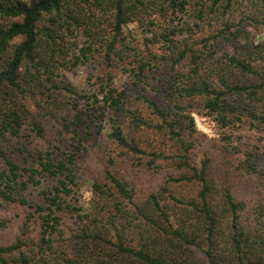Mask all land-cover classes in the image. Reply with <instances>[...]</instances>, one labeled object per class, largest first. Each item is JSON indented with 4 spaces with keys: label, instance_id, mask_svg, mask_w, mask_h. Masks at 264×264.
Masks as SVG:
<instances>
[{
    "label": "trees",
    "instance_id": "trees-1",
    "mask_svg": "<svg viewBox=\"0 0 264 264\" xmlns=\"http://www.w3.org/2000/svg\"><path fill=\"white\" fill-rule=\"evenodd\" d=\"M98 16L110 33L93 32ZM132 21L145 28L143 47L122 36ZM258 26L264 0H0V205L27 211L16 231L0 219L11 235L0 264H264ZM81 28V46H66L64 32ZM103 45L105 63L124 64V78L77 89L64 70L73 59L101 65L94 54ZM193 112L260 135L237 150L233 179L216 178L208 156L193 161ZM53 115L69 147L31 151ZM143 130L147 145L134 136ZM95 140L106 145L98 161L86 158ZM83 185L92 193L86 210Z\"/></svg>",
    "mask_w": 264,
    "mask_h": 264
},
{
    "label": "rangeland",
    "instance_id": "rangeland-1",
    "mask_svg": "<svg viewBox=\"0 0 264 264\" xmlns=\"http://www.w3.org/2000/svg\"><path fill=\"white\" fill-rule=\"evenodd\" d=\"M94 12H96V14L98 13L97 10H94ZM106 19L100 20L98 16L96 17V20L90 22L94 23L95 26L93 32L98 31L99 34L110 33V29L108 28ZM155 20L156 25H161L163 23V19ZM156 29L157 26L152 28L153 31H155ZM83 30L84 29L81 28L80 32H78V30L77 32H72L71 29V33L69 32L70 34L64 32V40L62 41L66 46H68L69 44H77L78 47H80L85 38L83 37ZM144 30L145 28H143V25H141L138 21H132L122 28V36H124V38L129 41L131 45L135 44L139 47H143V36L147 34L146 32H143ZM204 32L209 33V28ZM253 33L256 41L264 39L263 26L254 28ZM74 36H76L75 40ZM127 45L125 43H121V41L119 45L118 40H116L114 44L115 47L125 46V48H127ZM98 47V54L95 53L94 55L101 63V65H97L96 63L84 65L73 59V65H70L69 63V67L64 70L66 79L70 83L75 85L77 89L93 87L98 83L102 76L107 77L108 74L113 75L114 78H124V75H122V72L120 70V67L124 64L116 66L107 65L102 57L105 45H103L102 47ZM152 47L153 50H157L158 52L160 51L159 45ZM128 62H130V59H126L124 61V63L127 64ZM117 63H120V61H117ZM150 92L151 94L155 93L153 89H151ZM65 112L69 120H72L73 111L67 110ZM192 116L194 118L195 127L197 130L196 145L195 149L192 152L193 161L197 162L204 155L208 156L211 160L210 170L216 178H218L219 180L233 179L235 176V172H237V158L241 154L237 152V150H245L247 148V145L252 143V141L258 138L260 135L255 130H251L246 126L244 127V125L233 128H223L220 127L211 116H201L195 112L192 113ZM44 123L46 128L44 138L27 144L28 148L31 151L46 148L48 144L56 147V151L69 147L70 142L68 136L61 134L59 131L62 120L58 118V116H49L44 120ZM134 136L137 140L142 142V145H147L148 139L150 138V135L146 130L135 132ZM104 146L106 147V145L103 143L102 145H99L96 140L92 141L91 145L88 147L86 158L93 159L94 161L100 160L105 152ZM15 148L16 146H14L13 151H10L13 156H15ZM110 148H112V146H109V149ZM117 161V169L119 170V173H124L126 175L130 171L128 161H126L123 156L118 157ZM92 168H95L94 165H92ZM182 192L185 194H189L190 189L185 188ZM28 196L31 198H35V190L30 189L28 192ZM91 197L92 193L89 187L83 185L80 188V203L85 210L90 208ZM26 213L27 211H24L22 208L17 207L16 205H0V219L8 222L7 225H14L13 230L15 231L19 229V227L17 226V222H19ZM9 229L10 228L0 229V243L7 242L10 239L11 235L9 233Z\"/></svg>",
    "mask_w": 264,
    "mask_h": 264
}]
</instances>
